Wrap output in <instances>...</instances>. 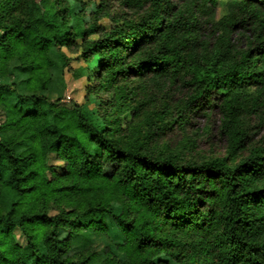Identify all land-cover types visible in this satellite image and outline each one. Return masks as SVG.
<instances>
[{
	"label": "trees",
	"instance_id": "16d2710c",
	"mask_svg": "<svg viewBox=\"0 0 264 264\" xmlns=\"http://www.w3.org/2000/svg\"><path fill=\"white\" fill-rule=\"evenodd\" d=\"M126 1L147 6L142 24L87 30L63 0H0V264H264V0H222L216 24L200 15L217 0ZM77 46L89 101L107 88L112 101L68 108L49 98L52 52L65 62L60 51ZM133 75L184 90L163 127L185 129L217 107L227 155L185 161L123 138L122 121L141 115L119 86ZM107 217L125 235V257L72 255L73 236L104 230Z\"/></svg>",
	"mask_w": 264,
	"mask_h": 264
},
{
	"label": "rangeland",
	"instance_id": "374dc122",
	"mask_svg": "<svg viewBox=\"0 0 264 264\" xmlns=\"http://www.w3.org/2000/svg\"><path fill=\"white\" fill-rule=\"evenodd\" d=\"M63 1L68 9L70 22H81L87 30L98 26L109 30L118 24L125 26L142 24L143 13L147 8L146 6L140 10L132 7L126 0H84L85 5L78 0ZM171 1L181 5L185 0ZM221 2L222 0H217L215 3L205 1L204 8L211 7V11L209 14H201V18L211 20L213 24L218 23L227 12L226 6ZM208 30L211 31L210 27L204 33L206 39ZM241 31L242 29L237 27L235 37L240 36ZM91 37L96 38L95 35ZM82 52L78 46L62 49L60 53L65 54L67 58L65 62L68 66L64 65L65 62L59 54L57 55L56 50L52 52L56 65L49 70L51 81L48 96L54 103L68 108L83 104H90L91 108H96L99 102L112 101L113 90L110 88L105 89L106 91H97L96 101L93 103L89 101L91 84L86 76H78L80 68L85 66ZM120 83L119 86L128 105L135 107L141 114L138 119L131 116L130 119L122 121L123 138L138 134L139 142L148 150H169L179 154L185 161L205 162L227 155V140L220 133L221 115L217 107L199 110L192 116L190 124L185 129L163 127L159 122L164 117V112L167 111L170 103L183 95L184 90L172 93L161 91L145 77L140 79L134 75L130 82ZM205 112H210L209 116H206ZM1 120L2 117H0ZM129 122H132L131 126ZM250 127L251 133L258 138L263 128L256 117L251 119ZM237 162L238 160L234 163ZM58 164L61 163L55 161V165ZM111 206L115 214H121L122 204L118 200L113 201ZM106 226L102 231L89 229L75 234L70 242V253L72 255L95 254L98 257L108 254L124 258L125 254L120 249L126 243L124 233L110 217L106 219ZM67 235V231L62 229L61 236L65 238ZM14 239L19 246H24L26 243L19 230H16Z\"/></svg>",
	"mask_w": 264,
	"mask_h": 264
}]
</instances>
